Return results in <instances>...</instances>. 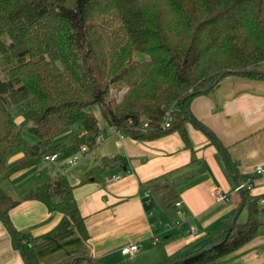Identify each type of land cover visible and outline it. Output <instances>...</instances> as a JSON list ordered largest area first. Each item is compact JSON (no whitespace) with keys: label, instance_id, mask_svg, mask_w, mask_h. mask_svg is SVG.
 Returning a JSON list of instances; mask_svg holds the SVG:
<instances>
[{"label":"trees","instance_id":"16d2710c","mask_svg":"<svg viewBox=\"0 0 264 264\" xmlns=\"http://www.w3.org/2000/svg\"><path fill=\"white\" fill-rule=\"evenodd\" d=\"M146 55L145 58L139 57ZM264 0H0V222L24 264H41L30 234L19 230L11 211L20 202L1 183L58 153L59 132L80 124L69 142L96 146L101 133L97 106L107 123L123 135L150 141L179 132L192 146L186 122L192 99L207 93L231 74L264 78ZM127 88L121 101L111 89ZM21 104L22 115L37 142L10 161L24 144L23 132L8 104ZM173 106L170 127L161 123ZM150 128L142 130L141 122ZM195 125L226 148L200 121ZM228 157V155H227ZM116 159V158H114ZM231 172L237 168L229 157ZM166 179L158 176L140 187ZM247 217H232L197 241L200 247L178 249L156 264H219L254 240L264 222L259 200L244 190ZM49 212L69 213L77 206L72 186L58 173L27 192ZM242 213V212H241ZM165 236L160 244L172 239ZM53 264H105L98 258L70 255Z\"/></svg>","mask_w":264,"mask_h":264},{"label":"crops","instance_id":"0c3cea01","mask_svg":"<svg viewBox=\"0 0 264 264\" xmlns=\"http://www.w3.org/2000/svg\"><path fill=\"white\" fill-rule=\"evenodd\" d=\"M261 64L264 72V61ZM190 109L226 148L238 177L210 134L191 121L186 122L191 147L179 132L143 141L128 135L121 138L114 127L103 123V139L95 147L82 152L81 146L71 144L68 154L61 149L54 161L42 158L1 183L20 201L10 215L15 226L32 237L41 264L74 254L105 264H156L183 247L197 249L205 241L198 239L224 225L242 202L241 192L233 193L238 182L254 177L249 193L264 195V176L255 174L257 166L264 167V78L228 75L207 93L195 96ZM74 155L82 160L71 166ZM58 173L67 177L77 200L69 213L49 212L43 202L23 199ZM117 174L122 177L111 180ZM161 175L166 179L159 184L140 187ZM217 192L230 194L216 201ZM246 217L244 208L240 221ZM260 219L264 222V210ZM167 235L172 239L160 244ZM130 243H137L138 251L134 256L122 255L120 248ZM0 264H24L1 222ZM219 264H264V226L254 240L222 257Z\"/></svg>","mask_w":264,"mask_h":264},{"label":"rangeland","instance_id":"374dc122","mask_svg":"<svg viewBox=\"0 0 264 264\" xmlns=\"http://www.w3.org/2000/svg\"><path fill=\"white\" fill-rule=\"evenodd\" d=\"M139 57H141L143 59V58L146 57V55L140 54ZM2 66L3 65L0 64V70L4 73V69L2 68ZM256 69L262 71L263 65L260 63L259 65L256 66ZM127 90H128L127 88H121V89L112 88L110 95L113 98H115L116 100L121 101L123 96H124V94L127 92ZM8 108H9L11 114L13 115L15 121L18 123V125L22 129L23 138H24V144L22 145V147L17 149L16 152L14 153L15 155L10 158V161H15L16 157H18V156L21 157V158L24 157L27 154V150H26L25 147L37 142L38 139H37L36 136L31 134L30 131H29V128L32 126V121L29 120V119H25L23 117V115H22V105L21 104H10L9 103L8 104ZM92 111L95 112L96 116L98 117V119L100 121V124H103V123L106 124L107 123L105 118L101 115L100 109L97 106L92 107ZM195 121H196L195 119L193 121L192 118H191V122L194 125H195ZM108 126L110 127L109 124H108ZM80 128H81L80 124L71 125L68 128H65L64 130L59 132L58 135L54 138L55 142H59L61 145H63L62 150L63 151L66 150V154H68V152H69L67 147L69 145L73 144V143H70L69 140H68L69 135L72 133V131L73 132L78 131ZM56 138H58V139H56ZM13 158H15V159H13ZM81 160H82V157H81L80 161ZM74 166H76V165H74ZM233 193L235 195L239 194V192H235V191ZM225 194L229 195L230 193L226 192Z\"/></svg>","mask_w":264,"mask_h":264},{"label":"built area","instance_id":"2783aa9c","mask_svg":"<svg viewBox=\"0 0 264 264\" xmlns=\"http://www.w3.org/2000/svg\"><path fill=\"white\" fill-rule=\"evenodd\" d=\"M173 111H174L173 106H169V107L166 108V110L164 112V118H163V121L161 123V127L162 128L170 127V125H171V123H172V121L174 119ZM141 128H142V130H146V129L150 128V124H149V120L148 119L142 120ZM118 135L121 138L124 137V135L121 132H119V131H118ZM102 139H103V134L100 133L98 135V137L96 138V145L99 142H101ZM86 148H87V146H85V145L81 146L82 152H85ZM56 158H57V153L43 156V159L46 160V161H54ZM79 161H80L79 155H74L71 159H69V164L71 166H74V165H77L79 163ZM255 174L264 176V167L261 166V165L257 166L255 168ZM121 177H122L121 174L113 175L111 180H118ZM253 185H254V177H250L249 176L248 178H246V180L238 182L236 184L235 188H234V191H237V192H241V191H244V190L251 191L253 189ZM215 199H216V201H223V200L228 199V195L224 194V193H221V192H217L215 194ZM259 204L261 206H264V198H261L259 200ZM138 247H139V245L137 243L126 244V245H123L120 248V252L124 256H134V254L138 251Z\"/></svg>","mask_w":264,"mask_h":264},{"label":"water","instance_id":"95a60500","mask_svg":"<svg viewBox=\"0 0 264 264\" xmlns=\"http://www.w3.org/2000/svg\"><path fill=\"white\" fill-rule=\"evenodd\" d=\"M192 120L194 121V118L193 117H192ZM220 149H221L222 155L224 157L225 163L228 166V168L230 169V164H229V160H228L227 154H226V152L224 151V149L222 147H220ZM241 194H242V202H241L240 206L238 207L237 212L235 213V215L231 219V225L229 227L228 233H230L234 222L236 221V219L239 217V215L241 214V212L244 209L245 202H246L245 201L244 191H241ZM172 264H174V263H172Z\"/></svg>","mask_w":264,"mask_h":264}]
</instances>
